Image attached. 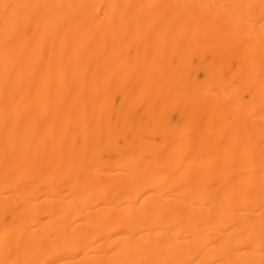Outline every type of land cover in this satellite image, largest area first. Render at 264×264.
Listing matches in <instances>:
<instances>
[{"label": "bare ground", "instance_id": "1", "mask_svg": "<svg viewBox=\"0 0 264 264\" xmlns=\"http://www.w3.org/2000/svg\"><path fill=\"white\" fill-rule=\"evenodd\" d=\"M0 264H264V0H0Z\"/></svg>", "mask_w": 264, "mask_h": 264}]
</instances>
